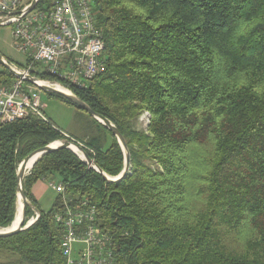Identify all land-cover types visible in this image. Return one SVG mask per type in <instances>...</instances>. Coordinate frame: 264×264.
Returning <instances> with one entry per match:
<instances>
[{
  "label": "trees",
  "instance_id": "16d2710c",
  "mask_svg": "<svg viewBox=\"0 0 264 264\" xmlns=\"http://www.w3.org/2000/svg\"><path fill=\"white\" fill-rule=\"evenodd\" d=\"M93 6L105 69L87 88L62 84L115 123L131 168L107 182L70 149L48 153L25 177L27 220L37 207L33 186L58 176L97 207L114 237V264H264V0ZM145 112L149 123L139 128ZM92 119L101 132L85 141L37 115L0 126V228L15 219L17 170L37 148L75 138L107 174L122 172L117 138ZM59 201L30 227L0 237L5 264H63Z\"/></svg>",
  "mask_w": 264,
  "mask_h": 264
},
{
  "label": "built area",
  "instance_id": "2783aa9c",
  "mask_svg": "<svg viewBox=\"0 0 264 264\" xmlns=\"http://www.w3.org/2000/svg\"><path fill=\"white\" fill-rule=\"evenodd\" d=\"M31 1L0 0V25L13 27L16 48L28 55L26 67L11 64L24 73L23 77L13 75L6 67L0 69V126L30 115L46 118L36 91L40 88L25 75L46 74L57 79L48 80L55 84L66 87L64 81L87 88L105 69L104 34L97 25L93 0H48L39 5L40 0L28 12ZM38 64L41 70L36 68ZM149 117L148 112L141 117L145 127ZM49 185L60 198L54 221L63 230V264H114V237L102 227L91 199L70 194L62 180H50ZM39 217L37 213L32 221Z\"/></svg>",
  "mask_w": 264,
  "mask_h": 264
},
{
  "label": "water",
  "instance_id": "95a60500",
  "mask_svg": "<svg viewBox=\"0 0 264 264\" xmlns=\"http://www.w3.org/2000/svg\"><path fill=\"white\" fill-rule=\"evenodd\" d=\"M40 0H32L29 7L28 12L35 9L38 5ZM0 63L6 67L13 75L18 77H23L24 73H21L17 71L11 63L8 62L7 59H5L0 54ZM25 79L31 83L36 84L39 88L52 92L57 93L63 97H65L67 100L72 102L73 104L77 105L78 107L82 108L84 111L92 115L95 119L103 123L106 127H108L114 134V136L117 138L118 143L120 144L122 151L124 153L125 157V165L122 170V172L117 176H111L107 174L98 164L97 162L88 154V152L85 149V145H83L81 142L69 137L66 139L56 140L54 142H51L43 147L35 149L33 152H31L27 157H25L21 163L19 164L18 170H17V180H18V198L19 195L23 199V208H22V215L20 223L17 227H11L14 221L16 220L17 213L15 216L14 221L12 222L11 226L0 228V237H7L11 236L13 234H16L22 230H25L26 228L30 227L35 221H31V219L27 220V207L31 206V202L28 199L25 189H24V181L25 177L29 174L30 170L34 167V165L37 163L39 159H41L44 155L57 151L62 148H67L72 150L75 154H77L82 160H84L90 168L96 170L99 172L104 179L107 182H117L122 180L129 172L131 168V152L128 147V144L119 130V128L113 123L109 118L105 117L104 115L96 112L85 100H83L80 96H78L75 92H73L71 89L55 84L51 81H48L46 79L39 78L33 74H27L25 75ZM72 146H75L78 148L80 152L83 153V156L78 154L76 151L72 149ZM31 162V167H29V164ZM18 198H17V212H18ZM34 209H38L34 207Z\"/></svg>",
  "mask_w": 264,
  "mask_h": 264
},
{
  "label": "rangeland",
  "instance_id": "374dc122",
  "mask_svg": "<svg viewBox=\"0 0 264 264\" xmlns=\"http://www.w3.org/2000/svg\"><path fill=\"white\" fill-rule=\"evenodd\" d=\"M0 54L13 65L19 67L27 66L28 55L16 48L13 38V27L11 25H0ZM36 68L41 70L42 66L38 64ZM0 69L4 70V66L1 63ZM36 91L40 95L43 114L67 135L74 136L77 140L80 139L85 141L88 140L89 137L98 135L101 132L94 123L92 116L86 111L66 103L62 99L41 88ZM141 117L138 127L144 128L145 122ZM110 142V136H107V140L104 143L105 147H107ZM50 180L58 181L60 179L58 176H49L43 181V184L38 183L34 187L40 189V191L38 190V193L35 194L38 212L39 210H50L56 198L59 197V193L49 185ZM33 211L36 215L37 210L33 209ZM8 260L9 258L6 254L0 252V264H5Z\"/></svg>",
  "mask_w": 264,
  "mask_h": 264
},
{
  "label": "bare ground",
  "instance_id": "6f19581e",
  "mask_svg": "<svg viewBox=\"0 0 264 264\" xmlns=\"http://www.w3.org/2000/svg\"><path fill=\"white\" fill-rule=\"evenodd\" d=\"M72 149H73L74 151H76L78 154H80L81 156H83V153L80 152V151L78 150L77 147L72 146ZM29 167H31V162H30V164H29ZM22 208H23V199H22V197L19 195V198H18V212H17V217H16V220L14 221V223L12 224L11 227H17L18 224L20 223L21 215H22ZM31 221H32V217H31Z\"/></svg>",
  "mask_w": 264,
  "mask_h": 264
},
{
  "label": "crops",
  "instance_id": "0c3cea01",
  "mask_svg": "<svg viewBox=\"0 0 264 264\" xmlns=\"http://www.w3.org/2000/svg\"><path fill=\"white\" fill-rule=\"evenodd\" d=\"M45 179H46V178H44V179H40L35 185H37L38 183H39V184H43V181H44ZM35 185H34L33 188H32V192H33L34 196H35V194L38 193V190L40 191V189L34 188Z\"/></svg>",
  "mask_w": 264,
  "mask_h": 264
}]
</instances>
